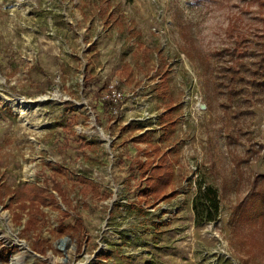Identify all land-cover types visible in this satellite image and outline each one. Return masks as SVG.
<instances>
[{
	"label": "rangeland",
	"instance_id": "374dc122",
	"mask_svg": "<svg viewBox=\"0 0 264 264\" xmlns=\"http://www.w3.org/2000/svg\"><path fill=\"white\" fill-rule=\"evenodd\" d=\"M236 31L254 57L232 58ZM261 37L264 0H0V264H264ZM232 65L262 84L235 94ZM150 144L176 173L154 205ZM30 184L57 201L28 229ZM200 184L220 212L197 224Z\"/></svg>",
	"mask_w": 264,
	"mask_h": 264
},
{
	"label": "trees",
	"instance_id": "16d2710c",
	"mask_svg": "<svg viewBox=\"0 0 264 264\" xmlns=\"http://www.w3.org/2000/svg\"><path fill=\"white\" fill-rule=\"evenodd\" d=\"M244 35L245 34L240 31H236L235 33L236 38L238 37V39H236L237 41H235L236 51H234V53H231V55H233L232 58H236L238 61L243 60L242 54L244 53L253 55L251 57H254V55L256 54L255 51H248L246 53V50L248 48L245 47V45L248 44L249 38L243 41ZM253 43H255L256 47L261 48L260 54H262L261 56L264 59V38L261 37V39H257L256 42ZM239 48L244 49L240 50ZM242 68V65H237L236 67L232 65L228 67L227 71L225 70V72L229 74L228 77L227 74L225 75L227 77V80L229 81L227 85L235 94L242 93L241 89L244 90L245 86L248 87V83L254 85L262 84L261 82L258 83L257 76L259 72L256 71V69L253 71L249 66L246 71L242 73ZM242 74H246L247 76H244ZM254 76L256 78L255 81L252 80V77L254 78ZM103 104L104 106L110 107L111 100L104 99ZM119 106L120 104H118V107ZM145 134L139 138L144 140L146 136ZM148 146L149 147H147L146 151H144L146 159L143 160L139 156L137 161L139 178L141 179L142 183L139 187L138 197L140 202L145 203L148 202L149 199L153 198L155 203L153 202L152 205H154L162 199L164 200L173 197V195L176 193L174 191H171L173 189V186L175 185L174 181L176 173L175 164L170 159V155L168 152L162 150L160 145L150 144ZM57 177L58 175L54 176L53 179L52 185L54 187V190L59 193V195L68 205H71L72 201L69 199L67 194H65L66 190L62 187V182L57 181ZM256 183L258 184V179ZM94 190L96 193L98 192L97 186H94ZM14 194L16 195V197L18 196L19 200L29 202L31 215L26 226V228L28 229L32 226L33 223H35L37 219L35 218V216L42 215V209H40L42 205L46 206L57 201L55 194L50 191L49 187H42L35 184L26 185L25 189L23 190L17 189ZM251 196L259 197V193H251ZM251 196L249 197V199H251ZM22 204L24 207V204L26 203ZM242 204L243 202L236 208V212L234 213V215H239ZM193 208L195 212L196 222L198 224L216 220L220 212V198L218 189L212 185L200 184L199 192L194 198ZM245 213L248 214L246 216H251L254 213L256 215L257 211H244V214ZM67 214L68 213L65 212V215ZM236 219L239 221V218L236 217ZM237 220L233 224H237Z\"/></svg>",
	"mask_w": 264,
	"mask_h": 264
},
{
	"label": "crops",
	"instance_id": "0c3cea01",
	"mask_svg": "<svg viewBox=\"0 0 264 264\" xmlns=\"http://www.w3.org/2000/svg\"><path fill=\"white\" fill-rule=\"evenodd\" d=\"M125 69V73H123V74H128V73H131L132 72V68L131 67H126V68H124ZM128 76V75H127ZM174 191H175V189H174ZM177 193V192H176ZM194 209V208H193ZM196 218V217H195ZM197 223V222H196ZM198 224V223H197Z\"/></svg>",
	"mask_w": 264,
	"mask_h": 264
},
{
	"label": "built area",
	"instance_id": "2783aa9c",
	"mask_svg": "<svg viewBox=\"0 0 264 264\" xmlns=\"http://www.w3.org/2000/svg\"><path fill=\"white\" fill-rule=\"evenodd\" d=\"M111 96H112V95H109V96L105 97V99L111 100V104H112V101H113V100L111 99ZM109 98H110V99H109ZM118 104H120V102H118V103L115 105V108H116V109H117V108L119 109L120 106H121V104H120V106L118 107Z\"/></svg>",
	"mask_w": 264,
	"mask_h": 264
},
{
	"label": "bare ground",
	"instance_id": "6f19581e",
	"mask_svg": "<svg viewBox=\"0 0 264 264\" xmlns=\"http://www.w3.org/2000/svg\"><path fill=\"white\" fill-rule=\"evenodd\" d=\"M25 102V101H24Z\"/></svg>",
	"mask_w": 264,
	"mask_h": 264
}]
</instances>
